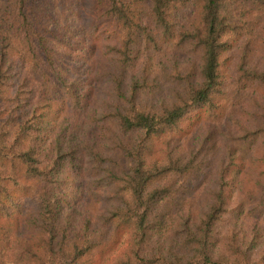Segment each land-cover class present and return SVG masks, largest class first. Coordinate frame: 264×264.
Wrapping results in <instances>:
<instances>
[{
    "label": "trees",
    "instance_id": "1",
    "mask_svg": "<svg viewBox=\"0 0 264 264\" xmlns=\"http://www.w3.org/2000/svg\"><path fill=\"white\" fill-rule=\"evenodd\" d=\"M0 264H264V0H0Z\"/></svg>",
    "mask_w": 264,
    "mask_h": 264
}]
</instances>
